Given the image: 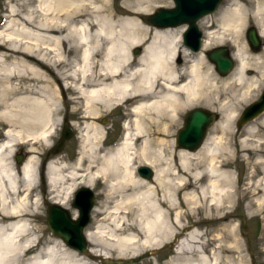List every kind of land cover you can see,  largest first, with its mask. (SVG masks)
Masks as SVG:
<instances>
[{
  "label": "bare ground",
  "instance_id": "obj_1",
  "mask_svg": "<svg viewBox=\"0 0 264 264\" xmlns=\"http://www.w3.org/2000/svg\"><path fill=\"white\" fill-rule=\"evenodd\" d=\"M150 2L131 0L117 10L111 0H34L39 15L9 6L0 28V264H96L97 256L134 259L169 242L172 255L154 264H233L232 255L240 254L237 240L224 245L219 234L207 238L201 225L221 222L244 194L250 193L247 206L264 202V137L256 120L231 130L238 103L260 85L261 78L248 76V69L264 75V58L252 62L240 41L249 9L242 0H227L213 14V26L209 16L201 18L204 36L194 53L182 42L185 27L156 28L140 20ZM262 10L258 4L253 16L261 20ZM259 30L264 37V19ZM215 38L219 44L228 38L238 59L222 78L202 52ZM138 46L140 53L133 54ZM228 90L233 100L213 107ZM67 94L83 121L80 150L73 163L49 158L45 178L53 202L62 207L79 185L93 188L99 179L105 184L104 209H92L104 217L84 230L83 253L34 223L40 209L37 158L18 155V168L11 160L19 143L32 151L38 142L50 144L61 121L60 99L66 102ZM202 103L221 113L214 128L221 135L205 137L196 150L168 152L181 112ZM118 107L126 117L124 132L106 148L104 128L95 120ZM256 119L264 126V112ZM233 135L241 152L256 154L241 191L229 169L231 156L238 158ZM137 164L153 168L150 180L137 175ZM186 216L193 223L179 232Z\"/></svg>",
  "mask_w": 264,
  "mask_h": 264
},
{
  "label": "rangeland",
  "instance_id": "obj_2",
  "mask_svg": "<svg viewBox=\"0 0 264 264\" xmlns=\"http://www.w3.org/2000/svg\"><path fill=\"white\" fill-rule=\"evenodd\" d=\"M112 1V9H120V6L124 4V2L127 1H131V0H111ZM150 5H151V10L149 12H147L146 14H151L153 13L157 8L159 7H167L170 8V6L173 4L171 3L169 0H150ZM13 4L15 5L16 9L18 11L22 12H30L33 15H39L40 13L38 11L35 10V3L34 0H0V28H2V26L4 25L5 21L7 19H9V6ZM117 9V10H119ZM216 12V11H215ZM210 14V16L208 17L210 20V25L213 26L214 21H215V16H213ZM143 14V15H146ZM140 20L147 24L146 22H144L141 17ZM183 25L177 26V27H181ZM198 26L199 28L203 31V28L199 25V21H198ZM203 27L205 26V24L202 25ZM177 27H172V28H177ZM184 31V30H183ZM183 33V32H182ZM240 41L242 43V35H240ZM3 46V45H2ZM218 46H227L228 48H231V43L228 42V38L226 40L225 43L223 44H219L216 42V38L213 40L212 45L205 51H202L205 54L206 57V61L211 64L214 69L215 66L214 64L207 58V51L211 50L214 47H218ZM139 50V53L141 51V47H135L133 48L132 52L133 54H135V51ZM255 62V61H254ZM257 62V61H256ZM254 65V64H253ZM262 65L264 66V62L262 63ZM264 69V68H263ZM216 75L219 78L225 77L220 75L216 70H215ZM229 75V74H228ZM227 75V76H228ZM260 85L254 86L252 91L250 92V96L249 99L246 102H239L238 103V110H237V114L235 116V119L233 121V126L231 127V130H237L239 129V127L237 126V121H238V117L239 114L241 113V111L253 100H255L259 94L261 93V91L264 90V75L263 77L260 79ZM239 86H237L238 88ZM70 95L67 94L66 98L67 101L64 102L62 100V98L60 99V109L61 112L59 114V116H57V118H61V121L59 122V119L56 121L57 122V128L55 130V132L52 135V138L50 139V144L48 145H44L41 142H38L37 145V150L36 151H32L29 148L28 144H23V143H19L16 146L15 152L11 158L13 165L18 168L19 164H17L16 162V156L20 155V154H25L24 159L28 158L29 155L34 156L35 158H37V166H38V179H37V186L34 188V191L37 192L39 194V216L36 217L35 222L34 223H39L42 227H44V233L46 235H52L53 237H59L57 235H55L50 229L49 226L47 224V204H57L53 202V199L51 198V194H49V187L47 185L46 182V178H45V165H46V161L49 158L52 159H57L58 157L60 159L64 158L66 159L69 163H73L76 160V156L78 154V151L80 150V144H81V138H80V129L83 127V121H81L80 118H78V114L74 113L72 111V104L69 100ZM227 100H233V96L232 94L228 91H226V93H224L219 99L218 101H216L215 103H213V107H218L219 102L221 100L226 99ZM196 107H202L205 109H211L213 111H215L218 116L219 119L218 121L221 119V113L218 112L215 108H211V106H208L204 103L202 104H197L194 106H191L189 108L184 109L181 112L180 118L178 119L177 123L174 125V127H172L171 131L173 133V136L171 137L172 140V147L168 149V152L170 150H172L173 148V152L176 155L178 150L181 148H178L175 142L176 139V133L178 131L179 128L182 127L183 124V120H184V116L185 113L187 111H189L192 108H196ZM262 115V114H261ZM260 115V116H261ZM259 116V117H260ZM258 118V117H257ZM92 119H90L91 121ZM126 120V117L123 113V110L118 107L116 109H114L112 112L109 113H104L102 114L100 117H98L95 121L97 124L102 125L104 128V135H103V140H104V147L108 148V147H113L115 146L118 142L121 141L122 135H123V122ZM256 120L255 122L257 123V129L260 130L258 133H261V135L264 137V132H262L264 130V126L262 124H259L257 121L258 119H253ZM251 120V121H253ZM64 121H67L69 127L72 129L73 131V135L68 138V140L65 142L63 148L61 149V151L59 153L56 154H52L50 153V149L57 143V141L60 139V137L62 136V131H63V127H64ZM216 121L211 128L208 129V133L207 136H220L221 132L218 130H215V126L217 124ZM249 121V122H251ZM249 122H247L246 124H248ZM246 124H244L242 127L243 128ZM226 136V135H224ZM238 136L237 135H233L231 142L232 144V152H236L238 151V153L236 154V156L238 158L234 159L231 156V161H230V165H229V169L230 171L234 174V179L240 189L243 190L245 187V184L248 182V178H249V171L251 170V165L254 163L255 159H256V154L251 152L246 153L244 151L241 152L240 150V146H238ZM166 152V151H165ZM21 155V156H23ZM242 155V156H240ZM47 156V157H46ZM177 163V158L175 157L174 159V163ZM143 164H137L136 167V172L138 167H140ZM43 167V168H42ZM153 169V168H152ZM137 175L138 172H137ZM140 176V175H139ZM152 178V177H151ZM150 180V179H147ZM254 182V179H252V184ZM83 185H79L78 187H76L74 189V192L71 196V200L69 203L68 207H64L68 210L69 214L71 215V217L73 216L74 218H77L78 216V211L76 208L73 207L72 205V201L74 198V193L76 192V190L80 187H82ZM253 189V186L251 187ZM94 191V206L99 207V209H104V207L102 208L104 201H105V193H106V188H105V184L103 183L102 180H98L96 181V184L94 185L93 188H91ZM181 194V193H180ZM258 196L260 195V193L257 194ZM248 197H250V193L249 194H244V197L241 199H238V197H236L233 201V203L230 205L229 209L230 212L227 214V216L221 221H211L209 223H203L202 229L206 230L208 235L206 236L207 238L211 237V235L213 233L215 234H219L223 237V244H228L230 241H233V239L237 240L239 245H240V254L239 253H234L232 255V263L233 264H264V202L261 206H259L258 204H251L249 206H247L246 204V200L248 199ZM104 215L100 214V213H94L93 214V210L91 211L90 214V220L89 223L87 225L86 228H90L93 229L97 224H99L102 219H103ZM192 218L189 216H186L183 218V223H185V227L183 229H178V231H185L188 228H190L189 226H191V224L193 223ZM230 225L234 226L233 230H227L228 226L230 227ZM85 228V230H86ZM226 230V232H224ZM218 235V236H219ZM60 238V237H59ZM61 239V238H60ZM64 242V241H63ZM65 243V242H64ZM227 246V245H226ZM210 247V246H209ZM172 249H173V244L172 242H169L167 244L164 245V247L161 248H157V249H149V250H144L142 252H140L138 255L133 256V258H136L137 261L133 264H154L156 262H160V261H164V257L167 255H172ZM223 254H227V253H223ZM240 255L241 257V263L239 262L240 257L238 258V256ZM131 257H118L116 256V254H112V257H106L105 259H109V260H127L130 259ZM95 261L96 264H105L102 260V258L100 257H95L93 259ZM223 264H230L228 262H225Z\"/></svg>",
  "mask_w": 264,
  "mask_h": 264
},
{
  "label": "water",
  "instance_id": "obj_3",
  "mask_svg": "<svg viewBox=\"0 0 264 264\" xmlns=\"http://www.w3.org/2000/svg\"><path fill=\"white\" fill-rule=\"evenodd\" d=\"M221 0H174L172 8L159 7L153 13L142 15L141 19L156 28H169L187 24L182 34L185 46L191 51L197 52L201 48L202 32L197 26V21L204 15L213 13ZM258 36L252 31L248 33L251 43L256 42ZM135 53H139L136 50ZM207 58L214 64L215 70L222 76L228 75L234 67V62L229 54L227 46L214 47L207 51ZM264 112V91L258 100L247 105L241 112L238 119V127L258 117ZM219 116L215 111L202 107L192 108L185 113L182 127L176 133V145L178 148L196 150L201 146L208 129L218 121ZM73 135L72 129L67 121H64L62 136L50 149V153L56 154L63 148L65 142ZM17 164H20L21 157L16 156ZM137 172L145 179H151L154 171L147 165L138 167ZM94 191L82 186L74 194L72 205L78 211L77 218L69 214L68 210L57 204H47V224L49 229L64 242L76 249L78 252H85L88 249V242L84 235V229L89 223L90 214L94 207ZM105 264H129L137 261L109 260L102 259Z\"/></svg>",
  "mask_w": 264,
  "mask_h": 264
},
{
  "label": "flooded vegetation",
  "instance_id": "obj_4",
  "mask_svg": "<svg viewBox=\"0 0 264 264\" xmlns=\"http://www.w3.org/2000/svg\"><path fill=\"white\" fill-rule=\"evenodd\" d=\"M171 3H173L174 0H169ZM241 1V0H240ZM227 0H221L219 2V4L217 5L216 8V12L219 11L222 7L226 6ZM242 2L247 6V8L249 9L248 15L245 18V23L241 29V35H242V43L245 44V51L248 53L249 58H251L252 62H256L258 61L257 59H259L260 61L264 58V37L260 35L259 33V28H260V23L263 22L264 19V0H242ZM261 5L263 6V10L261 11V16L260 19L258 20L257 18H255L254 15V10L255 7L257 5ZM173 4L170 6L172 7ZM212 15V14H211ZM205 16H210V14L205 15ZM203 16V17H205ZM202 17V18H203ZM218 17V16H217ZM186 25H183V27H185ZM254 31L258 38L256 40V42L251 43L248 39V33ZM236 50H235V46H233L231 44V48L229 47V54L231 55V57L233 58V62H234V68L238 65V59L235 56ZM248 76L253 77V76H257V79L262 78L263 76L260 74L259 69L255 68L252 66V68L248 69ZM259 77V78H258ZM23 155V154H21ZM25 156V154L23 155V157Z\"/></svg>",
  "mask_w": 264,
  "mask_h": 264
}]
</instances>
